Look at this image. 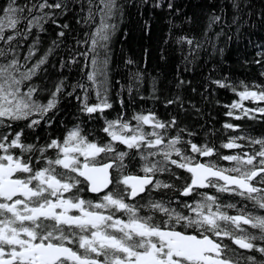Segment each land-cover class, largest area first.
Wrapping results in <instances>:
<instances>
[{
  "label": "snow or ice",
  "instance_id": "6c2138e0",
  "mask_svg": "<svg viewBox=\"0 0 264 264\" xmlns=\"http://www.w3.org/2000/svg\"><path fill=\"white\" fill-rule=\"evenodd\" d=\"M232 45L245 78L214 75ZM221 89L264 124V0H0V264H264V130L223 122L221 152Z\"/></svg>",
  "mask_w": 264,
  "mask_h": 264
},
{
  "label": "trees",
  "instance_id": "16d2710c",
  "mask_svg": "<svg viewBox=\"0 0 264 264\" xmlns=\"http://www.w3.org/2000/svg\"><path fill=\"white\" fill-rule=\"evenodd\" d=\"M135 15V14H134ZM164 25L162 22H158L156 24V30L159 31L161 28H163ZM123 28V25L121 26V29ZM138 40H139V33L138 32H133L129 38L125 41L124 37L120 34V32L117 33L116 37L114 38V43L112 45L113 48V55H112V67L114 69L113 72V83L115 84V80L119 79L121 83L126 84L127 83V71L124 67L123 60L125 57H132V58H138L141 56V51L138 45ZM235 56H236V46L232 45L228 52L226 53L225 59L228 61L227 64L224 65H218L216 72L214 75H220L221 72H226V71H231L232 73L235 74V76L239 78H245L249 74L244 71L241 67H239L235 63ZM153 62H157V57L154 54L153 57ZM213 61H209L207 64H202L201 68L197 70L195 74H188L189 79H193L194 82H201L202 81V75L206 76L208 74L209 69L212 67ZM117 65H119V68L117 70ZM231 66V67H229ZM198 86V85H197ZM118 87V86H117ZM147 83L143 85L142 91H144V94L147 95ZM113 98L115 96V90H113ZM237 98L234 97V95L231 92H228L226 90H218L215 94L214 97H212L208 101L202 102V107L204 109V116L200 120V123L204 126V129L211 130L215 129L214 134L210 137L213 139L216 143V147L223 153H236L239 150L237 149H223L220 148V142L223 140L224 142L227 141L228 135L233 134L232 130H228V132H224L222 128V124L225 121H230L233 123H241L245 126V128L248 129L249 132L252 134H259L262 130H264V124H261L259 121H251L247 120L246 118L241 121H236L233 120L230 117H227L224 115V112L226 109L223 107L225 103H229L231 99ZM125 99H127V94L125 92ZM197 101H200V98L197 96L196 97ZM238 99V98H237ZM215 100H220L221 103L218 105L214 101ZM244 104L248 106H252V103L250 101H244ZM151 102H142L137 100L136 105H133V107L137 105H143L145 107L150 106ZM114 107L118 108V105H114ZM160 111L162 112L163 109L160 108ZM115 113H113L114 115ZM250 126V127H249ZM203 135V133H202ZM208 159V158H204ZM224 164H228L230 162H221ZM225 197L228 196V194H223ZM239 201V204H238ZM224 202H232V203H237V209L241 208L244 206L245 203L243 202L242 198L240 197H235L231 198L230 200H225ZM251 205L249 204L248 208L245 210H250ZM237 209H228V211L231 214H236Z\"/></svg>",
  "mask_w": 264,
  "mask_h": 264
},
{
  "label": "bare ground",
  "instance_id": "6f19581e",
  "mask_svg": "<svg viewBox=\"0 0 264 264\" xmlns=\"http://www.w3.org/2000/svg\"><path fill=\"white\" fill-rule=\"evenodd\" d=\"M239 202V201H238ZM239 204V203H238Z\"/></svg>",
  "mask_w": 264,
  "mask_h": 264
}]
</instances>
